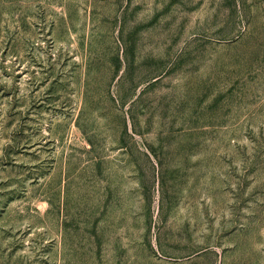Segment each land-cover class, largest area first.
Instances as JSON below:
<instances>
[{
  "label": "rangeland",
  "instance_id": "1",
  "mask_svg": "<svg viewBox=\"0 0 264 264\" xmlns=\"http://www.w3.org/2000/svg\"><path fill=\"white\" fill-rule=\"evenodd\" d=\"M0 264H264V0H0Z\"/></svg>",
  "mask_w": 264,
  "mask_h": 264
}]
</instances>
